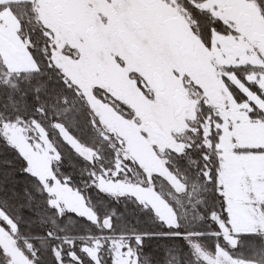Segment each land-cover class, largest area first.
<instances>
[{"label": "snow or ice", "instance_id": "6c2138e0", "mask_svg": "<svg viewBox=\"0 0 264 264\" xmlns=\"http://www.w3.org/2000/svg\"><path fill=\"white\" fill-rule=\"evenodd\" d=\"M0 264H264V0H0Z\"/></svg>", "mask_w": 264, "mask_h": 264}]
</instances>
